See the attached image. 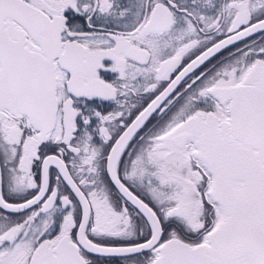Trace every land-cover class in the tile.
<instances>
[{
	"label": "snow or ice",
	"instance_id": "1",
	"mask_svg": "<svg viewBox=\"0 0 264 264\" xmlns=\"http://www.w3.org/2000/svg\"><path fill=\"white\" fill-rule=\"evenodd\" d=\"M0 264H264V0H0Z\"/></svg>",
	"mask_w": 264,
	"mask_h": 264
}]
</instances>
